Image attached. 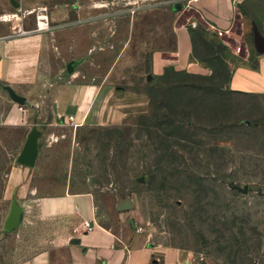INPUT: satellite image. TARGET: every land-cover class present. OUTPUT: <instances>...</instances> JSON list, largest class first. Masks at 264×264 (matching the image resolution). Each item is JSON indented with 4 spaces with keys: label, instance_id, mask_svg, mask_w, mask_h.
<instances>
[{
    "label": "rangeland",
    "instance_id": "374dc122",
    "mask_svg": "<svg viewBox=\"0 0 264 264\" xmlns=\"http://www.w3.org/2000/svg\"><path fill=\"white\" fill-rule=\"evenodd\" d=\"M25 1L35 6L40 0ZM178 2L181 9L175 10ZM191 3L52 0L49 12H63L64 26L82 25L94 39L101 32L103 46L113 51L95 57L91 42H84L83 53L71 54L56 79L69 82L73 74L67 64L75 60L82 63L85 82L110 76L117 86L158 92L159 103L166 105L174 97L166 91L165 71L159 76L149 71L154 46H174V22L191 20L197 51L205 57L218 52L206 41H223L197 22ZM242 8L248 19L232 34L229 65L243 60L248 45L255 56L254 23L264 31V0H243ZM180 77L184 82L171 85V92L182 100L168 119L163 107L156 117L146 114L131 124L76 125L54 118L53 99L43 118L36 107L32 122L40 124L42 135L38 162L25 181L28 193L38 197L90 189L98 198H131L136 223L154 246L179 252L178 264H264V96L218 91L201 79ZM26 128L30 131V125L0 126V264H16L23 259L17 253L27 247L25 233L3 228L14 197L6 187ZM160 260L166 264L164 257Z\"/></svg>",
    "mask_w": 264,
    "mask_h": 264
},
{
    "label": "crops",
    "instance_id": "0c3cea01",
    "mask_svg": "<svg viewBox=\"0 0 264 264\" xmlns=\"http://www.w3.org/2000/svg\"><path fill=\"white\" fill-rule=\"evenodd\" d=\"M51 2L40 0L35 6L31 3L28 6L25 0H0V126L25 129L30 125L19 153L34 127L40 133V143V124L32 122V114L38 107L39 118L45 117L44 110L50 99L55 106L54 118L61 123L72 120L76 125L131 124L151 109L146 91L117 86L110 76L99 79L95 75V82H85L82 76L87 74L78 67L82 63L75 60H72L76 70L71 73V80L56 79L71 54L83 53L84 42L86 46L91 42L89 50L95 57L109 56L113 51L103 46L101 32L100 38L94 39L83 33L82 25L64 26L63 12L58 9L49 12ZM242 2L192 0L189 6L197 22L203 23L234 51L232 34L240 24L246 25L248 19ZM37 12V18H27ZM40 13H47L49 28L41 29L40 23L45 19L39 17ZM190 21L174 22L173 47L154 46L150 74L162 75L168 67L202 75L212 73L206 63L194 56V29L189 28ZM246 54L242 61L229 62L232 72L229 88L238 93L264 96V52L255 51L251 57L248 45ZM7 88L24 97L25 103L15 102ZM39 154L40 147L32 167L15 165L6 187V192L13 191L23 208L22 222L14 230L28 237L27 247L16 255L23 259L16 264H163L160 257L165 258L166 264H178L180 253L154 246L147 232L134 220L133 208H123L127 198L115 199L114 195L98 198L90 189H70L49 196L30 195L25 181L36 166ZM86 222L91 223V228L86 227Z\"/></svg>",
    "mask_w": 264,
    "mask_h": 264
},
{
    "label": "trees",
    "instance_id": "16d2710c",
    "mask_svg": "<svg viewBox=\"0 0 264 264\" xmlns=\"http://www.w3.org/2000/svg\"><path fill=\"white\" fill-rule=\"evenodd\" d=\"M195 34H196V31L194 30V33H193L194 44H195L194 56L196 58H198L200 61L206 63L211 68L212 73L210 75H201V74L190 73L186 70H177L174 67L166 68L165 73L163 74V81L166 84V86L168 87V90H166V91L169 93L170 96H172L174 98L172 99L173 101H170L166 105H163V103H161V104L159 103V100H160L159 96H161V95L158 94V92H156L154 90H148L147 93L150 97V102H151V109H150L149 114H152V116L156 117L158 110L162 109L163 107L166 110H169V111H167L168 116L165 117L166 119H168L171 116L169 114L173 115L175 113L176 107H178V105L182 99H180L179 95H175L171 92L172 91L171 85L183 83L184 80L180 77L181 75H185L186 77H188L190 79H201V80L206 81L210 84H213L212 85L213 89L218 90V91L228 90L230 92H234V91H231L229 88V82L231 79L232 72L229 68V64H228L227 58H226L227 57L226 56L227 46L223 42H220L219 40L217 41L216 39H215L214 44H213V42H211L209 44V42L206 41L205 43H206L207 47H209L211 49L213 46L214 48L218 49V52H216L215 53L216 55L212 56L211 58L205 57L197 51ZM234 93H238V92H234ZM241 94H243V93H241ZM165 96H166V94H165ZM141 116H145V115H141ZM235 122H237V123H235V125H237L238 123L239 124L242 123L240 121H235Z\"/></svg>",
    "mask_w": 264,
    "mask_h": 264
},
{
    "label": "water",
    "instance_id": "95a60500",
    "mask_svg": "<svg viewBox=\"0 0 264 264\" xmlns=\"http://www.w3.org/2000/svg\"><path fill=\"white\" fill-rule=\"evenodd\" d=\"M174 8L175 10L181 9L180 2L176 3ZM252 36L256 51L258 53L264 52V35L260 31L256 23L253 24ZM67 69L69 73H72L74 71V61L68 64ZM7 90L9 91L10 96L15 102L20 104L25 103L26 99L24 97L18 95L11 88H7ZM39 137H40V133L37 127H34L29 133L25 146L17 159L18 163L30 167L35 165L39 152V143H38ZM236 188L244 193L248 192V187L242 188L240 186H236ZM122 206L124 209H131L134 207V202L131 198H127L123 201ZM22 219H23V208L20 202L18 201L16 195H14L9 214L4 223V227H3L4 230L7 232L13 231L20 225Z\"/></svg>",
    "mask_w": 264,
    "mask_h": 264
},
{
    "label": "bare ground",
    "instance_id": "6f19581e",
    "mask_svg": "<svg viewBox=\"0 0 264 264\" xmlns=\"http://www.w3.org/2000/svg\"><path fill=\"white\" fill-rule=\"evenodd\" d=\"M12 16V15H11ZM39 17L41 18V19H45V20H42L41 21V23H40V27H41V29H45V28H47L48 26H47V18H48V15H47V13H40V15H39ZM229 41V40H228Z\"/></svg>",
    "mask_w": 264,
    "mask_h": 264
},
{
    "label": "built area",
    "instance_id": "2783aa9c",
    "mask_svg": "<svg viewBox=\"0 0 264 264\" xmlns=\"http://www.w3.org/2000/svg\"><path fill=\"white\" fill-rule=\"evenodd\" d=\"M47 28H49L50 27V25H49V22H47ZM91 223L90 222H86V227H88V228H91Z\"/></svg>",
    "mask_w": 264,
    "mask_h": 264
}]
</instances>
